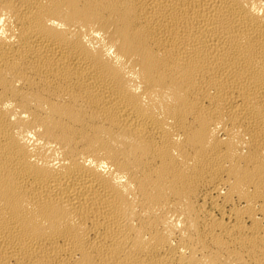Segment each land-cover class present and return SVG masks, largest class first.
<instances>
[{
    "label": "bare ground",
    "instance_id": "6f19581e",
    "mask_svg": "<svg viewBox=\"0 0 264 264\" xmlns=\"http://www.w3.org/2000/svg\"><path fill=\"white\" fill-rule=\"evenodd\" d=\"M0 264H264V0H0Z\"/></svg>",
    "mask_w": 264,
    "mask_h": 264
}]
</instances>
